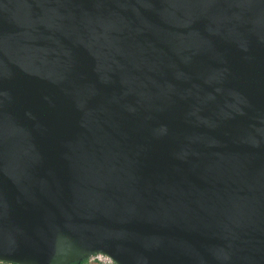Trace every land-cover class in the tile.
<instances>
[{
    "label": "water",
    "instance_id": "obj_1",
    "mask_svg": "<svg viewBox=\"0 0 264 264\" xmlns=\"http://www.w3.org/2000/svg\"><path fill=\"white\" fill-rule=\"evenodd\" d=\"M264 264V0H0V262Z\"/></svg>",
    "mask_w": 264,
    "mask_h": 264
},
{
    "label": "built area",
    "instance_id": "obj_2",
    "mask_svg": "<svg viewBox=\"0 0 264 264\" xmlns=\"http://www.w3.org/2000/svg\"><path fill=\"white\" fill-rule=\"evenodd\" d=\"M90 263L92 262H99L101 264H115L109 257L105 256V255H93L92 257H90V259L88 260Z\"/></svg>",
    "mask_w": 264,
    "mask_h": 264
},
{
    "label": "clouds",
    "instance_id": "obj_3",
    "mask_svg": "<svg viewBox=\"0 0 264 264\" xmlns=\"http://www.w3.org/2000/svg\"><path fill=\"white\" fill-rule=\"evenodd\" d=\"M96 255H99V254H96ZM102 255V254H101ZM106 256V255H105ZM92 257V256H91ZM108 257V256H107ZM110 258V257H109ZM90 259V258H89ZM88 259V260H89ZM111 259V258H110ZM88 260H86V261H88ZM112 260V259H111ZM113 261V260H112ZM114 262V261H113ZM88 263H90L89 261H88ZM92 263H99V262H92ZM115 263V262H114ZM0 264H10V263H3V262H0ZM101 264V263H100ZM116 264V263H115Z\"/></svg>",
    "mask_w": 264,
    "mask_h": 264
},
{
    "label": "trees",
    "instance_id": "obj_4",
    "mask_svg": "<svg viewBox=\"0 0 264 264\" xmlns=\"http://www.w3.org/2000/svg\"><path fill=\"white\" fill-rule=\"evenodd\" d=\"M73 264H100V263H88V261H84V262H77Z\"/></svg>",
    "mask_w": 264,
    "mask_h": 264
}]
</instances>
